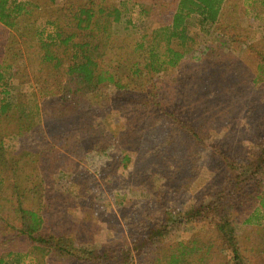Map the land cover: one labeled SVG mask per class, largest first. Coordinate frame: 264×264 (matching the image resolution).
<instances>
[{"label":"rangeland","instance_id":"1","mask_svg":"<svg viewBox=\"0 0 264 264\" xmlns=\"http://www.w3.org/2000/svg\"><path fill=\"white\" fill-rule=\"evenodd\" d=\"M28 1L53 10L50 0ZM132 1L137 5L136 26L119 32L130 43L169 23L176 6L174 0ZM141 8L146 13L139 17ZM199 19H188L195 56L183 58L178 69L141 76L134 81L136 89L118 98L115 87L105 83L66 113L56 101L42 105L37 122L56 148L55 161L41 167L53 193L48 228L70 233L77 242L114 246L128 241L129 229L150 215L169 226V241L196 233L203 241H219L215 219L194 223L179 218L200 204L212 182L231 176L232 169L216 158H200L201 148L188 161L194 142L176 133L172 118L161 116L153 106L160 104L204 134L217 137L236 162L244 165L243 156L264 135V81L257 80L264 58V17L253 16L251 0H226L224 16L214 31L209 26L205 29ZM26 23L20 22L17 28L42 29L45 24L35 9ZM14 33L18 35L19 30ZM220 33L227 37L224 46ZM8 37L0 31V43ZM158 46L161 51L166 48L163 42ZM29 54L31 60L24 53L20 67L11 72L10 100L40 87L34 81L43 71L36 53ZM20 140L16 130H11L6 143L16 148ZM242 195L243 202L232 215L240 248L247 264H264V216L250 217L247 222L252 209ZM213 250L215 257L207 264H225L228 251L224 246L217 243ZM48 264L88 263L54 258Z\"/></svg>","mask_w":264,"mask_h":264},{"label":"trees","instance_id":"2","mask_svg":"<svg viewBox=\"0 0 264 264\" xmlns=\"http://www.w3.org/2000/svg\"><path fill=\"white\" fill-rule=\"evenodd\" d=\"M173 2L176 6L169 23L130 43L119 32L136 26L137 5L132 0H50L52 11L28 0H0V31L10 36L0 43V264H48L54 258L88 264H207L215 257L213 248L217 243L228 251L225 264H247L232 215L243 202L241 192L245 204L250 203L252 209L246 221L264 216V135L257 138L254 150L243 156L241 166L217 137L204 134L195 124L182 121L160 104L153 106L156 111L171 117L174 131L194 142L188 161L201 148L200 158H216L232 169L231 176L212 182L200 204L179 218L194 223L215 219L219 241H203L199 233L169 241V226L150 215L129 229L128 241L114 246L77 242L70 233L47 227L53 193L41 167L55 161L56 148L37 122L42 105L56 101L64 108L61 112L66 113L105 83L115 87L117 98L122 97L136 89L134 81L141 76L176 70L183 58L195 56V38L190 34L188 19L197 16L204 28L209 26L214 31L224 16L226 0ZM251 4L253 16L264 17V0H251ZM33 9L39 10L45 22L43 28L21 31L17 26L26 23ZM144 13L141 8L138 16ZM16 29L18 35L14 33ZM218 36L224 46L227 37L223 33ZM160 42L166 46L163 51L158 46ZM29 52L36 53L43 71L34 81L40 83L37 91L41 98L33 90L35 86L32 92L18 93L16 101L10 100L11 72L20 67L24 53L31 60ZM258 67L257 80L264 81V58ZM11 130H16L21 139L16 148L6 143ZM33 137L36 139L29 143Z\"/></svg>","mask_w":264,"mask_h":264}]
</instances>
